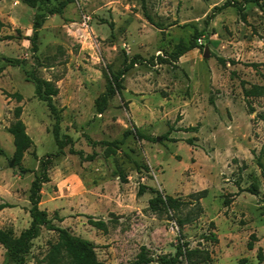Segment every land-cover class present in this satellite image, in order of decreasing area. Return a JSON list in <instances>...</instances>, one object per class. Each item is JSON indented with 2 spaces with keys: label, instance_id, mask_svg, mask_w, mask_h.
Masks as SVG:
<instances>
[{
  "label": "rangeland",
  "instance_id": "1",
  "mask_svg": "<svg viewBox=\"0 0 264 264\" xmlns=\"http://www.w3.org/2000/svg\"><path fill=\"white\" fill-rule=\"evenodd\" d=\"M227 1L241 9L216 10ZM34 13L19 0H0V204L9 205L0 210V228L16 236L27 227L33 173L55 152L52 119L24 81V71L34 69L56 87L59 134L81 153L65 146L48 157L37 207L52 225L90 242L100 264H129L140 247L153 259L170 257L178 240L206 249L207 264H264V99L242 92L264 86V0H73L44 20L36 62L27 39ZM197 33L196 48L170 60L175 45ZM133 57L122 89L96 113L101 71L115 73ZM6 58L23 66H8ZM15 107L31 140L24 173L13 166L7 133ZM133 128L154 140L130 134L106 155L104 144ZM252 185L255 195L244 191ZM156 195L182 205L151 210ZM87 217L105 230L90 227ZM177 219L187 222L178 227ZM54 241L55 233L41 228L27 264H39Z\"/></svg>",
  "mask_w": 264,
  "mask_h": 264
},
{
  "label": "trees",
  "instance_id": "2",
  "mask_svg": "<svg viewBox=\"0 0 264 264\" xmlns=\"http://www.w3.org/2000/svg\"><path fill=\"white\" fill-rule=\"evenodd\" d=\"M21 4L27 8L34 9L35 13L32 16L31 21V31L29 37H27L29 42V50L36 62L35 53L37 51V39L38 31L41 28L44 20L48 16L60 15L63 9L73 0H19ZM250 2H258V0H249ZM225 7H235L241 9L240 5L233 1H227L216 10H222ZM145 18L150 22L147 15ZM200 36V33L194 34L191 40L184 44L179 42L175 45L174 50L170 53L169 58L172 61H176L181 55L187 51L196 48L194 41ZM137 61L136 57L131 59L124 58L120 69L115 73L109 71L108 67H105L101 71L104 78V90L103 92L94 100V109L96 113H101L106 107L107 101L119 93L122 89L121 82L124 73ZM4 62L8 66L12 67H22L23 61L13 58H6ZM24 81L28 82L33 87V96L37 101L42 102L51 119V135L53 144L55 146V152L52 155H47L38 161V171L33 173V178L28 187L27 201L29 204L28 208V218L29 222L26 228L21 230L16 236L13 235L11 229L0 228V247L3 250L5 262L3 264H27L25 256L28 253L31 241L35 239L41 228L55 233V241L48 246V249L39 261V264H100L94 254L93 246L90 242L83 240L79 237L70 235L64 228H60L51 224L50 219L47 214L38 209L37 205L40 200V189L42 184L49 181L47 176V171L49 168L50 160L48 157L55 158L63 153V148L68 147V152L71 154L81 157L79 151H73L70 147V139L65 135L59 134V114L58 110L55 108L52 98L56 95L57 89L54 84L48 80H43L35 75L34 69L29 71H24ZM243 95L245 97H260L264 99V86H252L249 89H243ZM16 101H19L20 96L17 94L12 95ZM13 123L7 129V133L11 137L12 141V155L11 160L13 166L16 167L19 173L26 172L20 165L23 154L31 146V140L25 133V128L21 120L19 119L20 107H15L13 109ZM133 134L137 139H145L148 141H153L154 139L145 137L141 135L136 129L131 131H124L122 134V139L118 141H111L105 143V153L106 155H111L117 148V145L121 144L123 138L127 135ZM165 139L166 137H162ZM88 141V140H87ZM0 154L2 151L0 150ZM86 160H90L91 156L86 157ZM245 192L255 195L256 190L252 185L244 190ZM141 192V189L138 193ZM204 194V191L200 193ZM264 201V200H263ZM227 201H224L225 205ZM149 208L154 211L163 209L165 211L171 210L176 211L182 205L177 200L170 198L168 196L160 197L156 195L154 198L148 201ZM6 203L0 204V210L8 207ZM187 222V219H177L176 224L181 227ZM87 224L100 231L105 230L104 223L100 220H92L87 217ZM211 243H215L216 239L213 234H209L205 237ZM253 236L250 235V239L246 243L247 249H251V240ZM146 250L140 247L139 252L135 256V259L129 264H150L155 262L156 264H207L209 262V253L206 249L200 248H187V244L180 242L178 240L174 245V253L170 257L159 256L153 259L151 256L146 255ZM257 260H261L259 253L257 252ZM237 264H249L246 259L241 258L237 261Z\"/></svg>",
  "mask_w": 264,
  "mask_h": 264
},
{
  "label": "water",
  "instance_id": "3",
  "mask_svg": "<svg viewBox=\"0 0 264 264\" xmlns=\"http://www.w3.org/2000/svg\"><path fill=\"white\" fill-rule=\"evenodd\" d=\"M206 56H207V51H206V48H205V50L203 51L202 57L205 58Z\"/></svg>",
  "mask_w": 264,
  "mask_h": 264
}]
</instances>
